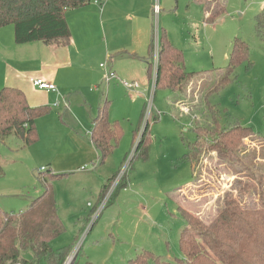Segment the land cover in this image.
Listing matches in <instances>:
<instances>
[{
  "label": "rangeland",
  "instance_id": "rangeland-1",
  "mask_svg": "<svg viewBox=\"0 0 264 264\" xmlns=\"http://www.w3.org/2000/svg\"><path fill=\"white\" fill-rule=\"evenodd\" d=\"M153 3L151 0L141 3L143 18H147L146 48L139 49L134 58L119 51L118 62L115 57L114 63L116 70L119 66L131 73L120 75L122 79L139 82L140 87L132 92L120 82L112 81L108 87L104 77L102 101H109L110 120L118 121L123 128L119 145L104 163H100L99 152L91 142V130L88 133L76 130L87 137L84 140L69 134L70 126L80 125L78 117L82 113L78 108L70 112L64 106H53L58 120L45 125L36 122L40 137L35 144L25 146L15 134L0 140L2 210L20 213L28 209L44 192L41 178L63 174L52 182L65 231L50 245L54 250L74 246L64 264L77 251L79 264L87 261L127 264L143 250L175 260L183 257L179 238L187 225L178 212L179 204L193 205L189 209L209 221L226 193L237 194L233 188L239 179L243 187L247 183L256 186L247 194L248 204L259 206L264 201V23L260 26L257 21V16L264 12V0H224L225 12L212 22L205 21L197 0H153ZM118 21L112 39L119 46H129L135 41L134 28L124 15ZM9 29L14 27L9 25ZM164 34L184 51L186 70L195 72L183 91L165 86L154 90L156 63L149 50L153 44L155 54V46H159ZM235 37L248 43L252 64L240 63L231 79L215 89L227 75ZM131 59L133 62L128 63ZM150 59L151 74L147 70ZM109 60L107 56L98 61L103 73L105 69L100 64ZM90 65H95V61ZM143 110L145 117L141 121ZM155 115H159L157 121L153 120ZM147 119L151 121L149 155L147 159L134 158ZM215 122L223 128L235 125L252 128L238 151V157L245 162L241 166L230 163L218 150L199 145L200 164L193 172L190 163L181 158L187 152V144L195 141L194 127ZM88 156L91 161L76 165L72 171H50L47 166L54 161L62 170ZM43 167L46 170L41 172ZM113 176L116 179L111 187L119 176V184L126 181L125 186L113 189L104 209L97 214L111 187L104 197L100 195L101 188ZM256 188L262 198L259 193L255 195ZM21 256L34 259L31 250L22 251Z\"/></svg>",
  "mask_w": 264,
  "mask_h": 264
},
{
  "label": "trees",
  "instance_id": "trees-1",
  "mask_svg": "<svg viewBox=\"0 0 264 264\" xmlns=\"http://www.w3.org/2000/svg\"><path fill=\"white\" fill-rule=\"evenodd\" d=\"M205 13V21L212 22L226 10L224 0H197ZM93 0H0V27L12 25L17 44L35 41L69 44L71 29L67 20L69 10L83 8ZM260 26L264 23V12L257 16ZM153 44L150 52L153 58ZM148 61V73H152V61ZM252 64L249 45L241 37H235L227 65V75L215 89L231 79L234 69L242 62ZM195 72H188L184 63V51L173 44L164 34L159 39V64L155 88L165 86L173 91H183L192 82ZM108 100H103L97 115L92 120L91 139L99 151L100 163L112 152L123 136L122 125L112 121L108 115ZM49 111L48 106H31L25 92L16 86L0 89V140L15 134L24 145L38 141L36 120ZM145 117L142 112L141 121ZM159 115L153 120L157 121ZM151 121L147 119L134 149V158L147 159L149 155ZM195 141L187 144V152L181 160L189 162L196 172L201 153L199 145L208 150H218L222 158L241 166L244 159L238 157L242 140L251 135V127L235 125L223 128L219 122L213 125H196ZM136 138V132L134 140ZM205 146V147H206ZM2 166L0 165V174ZM63 174H48L41 178L44 192L33 204L20 213H9L0 208V264H64L74 246L52 249L50 242L65 231L58 212L53 190V180ZM116 176L111 177L101 188L104 197ZM237 180L234 192L223 197L215 215L204 220L189 209L178 205V212L186 221L181 231L179 248L181 258L168 260L151 250H143L127 264H264V201L259 206L248 204L247 194L253 184ZM126 181L118 184L116 190ZM255 195L261 191L255 189ZM116 192V191H115ZM113 193V196L115 195ZM258 195V196H259ZM31 250L34 259L21 256L22 251ZM79 255V251H78ZM78 255L73 264L78 263ZM84 264H95L87 261Z\"/></svg>",
  "mask_w": 264,
  "mask_h": 264
},
{
  "label": "crops",
  "instance_id": "crops-1",
  "mask_svg": "<svg viewBox=\"0 0 264 264\" xmlns=\"http://www.w3.org/2000/svg\"><path fill=\"white\" fill-rule=\"evenodd\" d=\"M141 3L142 0H97V2L93 0L90 5L83 8L69 10L67 12L71 29L69 44L42 41L17 44L14 29H9V26L0 27V31L4 30L3 37H0V89L6 85L19 87L25 92L31 106H48L49 111L36 120L40 125L58 120L57 114L53 113V106H64L70 112H75L78 108L82 113L81 118L78 117L80 125L78 128L70 126L69 134L74 139H87L86 136H80L76 130L84 129L86 133L91 130L92 120L103 102L102 97L105 93L103 82L106 72L103 73L98 68V61L108 56L110 67L120 77L131 73L119 66L116 70L114 63L115 57L118 62V52L125 51L126 56L134 58L139 49L146 48L147 18H143L145 12L141 11ZM151 3L154 4L153 0ZM122 15L134 28L135 41L126 47L119 46L112 39L116 23ZM92 61H95V65H90ZM132 62V59L128 61V63ZM31 77H40L54 83L58 91H47L34 86L30 81ZM112 82L119 83L118 80ZM87 120L91 122L86 123ZM90 157H85L74 166L62 170L55 166L54 161L47 163V166L49 164L50 171H72L76 169L74 168L76 165L80 166L87 164L88 160L91 161ZM192 206L190 205L189 208Z\"/></svg>",
  "mask_w": 264,
  "mask_h": 264
},
{
  "label": "built area",
  "instance_id": "built-area-1",
  "mask_svg": "<svg viewBox=\"0 0 264 264\" xmlns=\"http://www.w3.org/2000/svg\"><path fill=\"white\" fill-rule=\"evenodd\" d=\"M97 2V0H95ZM156 11V7L154 9V12ZM154 57H153V60L155 61L156 63V69H155V78H154V84H153V87H154V90H155V81H156V76H157V70H158V64H159V46H155V52H154ZM100 66L102 68L105 69V82L107 84V86L109 85V83L111 81H114V80H118L127 90L129 91H136L139 87H140V84L139 82H129L128 80H125V79H122L118 76V74L116 73V71H114L110 65H109V61L106 62V63H101ZM30 81L31 83L40 88V89H44V90H47V91H52V92H57L58 91V87L52 83V82H49V81H46L44 80L43 78H40V77H31L30 78ZM58 104V103H57ZM134 156V153L133 155ZM46 168H42L41 172L45 171ZM125 171V170H124ZM123 171V172H124ZM119 181H120V176L119 178L116 180L115 184L109 189V196L106 197L101 201V203L99 204V209L97 211V214H99L105 207V204H106V201L109 199L110 195L112 194V191L113 189H115L118 184H119ZM107 198V199H106ZM106 199V200H105Z\"/></svg>",
  "mask_w": 264,
  "mask_h": 264
},
{
  "label": "water",
  "instance_id": "water-1",
  "mask_svg": "<svg viewBox=\"0 0 264 264\" xmlns=\"http://www.w3.org/2000/svg\"><path fill=\"white\" fill-rule=\"evenodd\" d=\"M78 251L73 255V257L69 258V261L66 262V264H73L77 258Z\"/></svg>",
  "mask_w": 264,
  "mask_h": 264
}]
</instances>
